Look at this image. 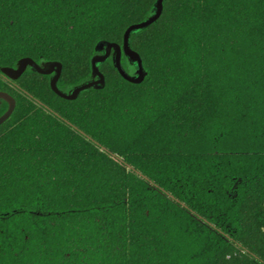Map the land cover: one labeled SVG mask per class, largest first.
Returning <instances> with one entry per match:
<instances>
[{"label":"trees","instance_id":"trees-1","mask_svg":"<svg viewBox=\"0 0 264 264\" xmlns=\"http://www.w3.org/2000/svg\"><path fill=\"white\" fill-rule=\"evenodd\" d=\"M155 1L0 0V69L68 91ZM131 37L139 84L0 74V264H264V0H164Z\"/></svg>","mask_w":264,"mask_h":264},{"label":"water","instance_id":"water-1","mask_svg":"<svg viewBox=\"0 0 264 264\" xmlns=\"http://www.w3.org/2000/svg\"><path fill=\"white\" fill-rule=\"evenodd\" d=\"M163 1L164 0H156L152 8V10L157 9V14L159 13V17L162 12ZM147 18L150 19L151 15L149 14ZM158 18L155 20V22L158 20ZM144 24H147L146 19H144L143 21L139 23H135V24L128 26L123 34L127 33L129 28L139 29L137 31H132L129 34L131 37L133 34L145 29L146 27L150 26L153 23L147 24L146 27L143 26ZM117 49H120V58H119L118 65L113 60V57L115 56ZM105 50L108 51L109 55L107 59H105L104 61L110 59L112 62V65L114 66V68L116 69V71L118 72V74L120 75L122 79H124L127 82L133 83V84H139L143 80L145 72L142 67V62H141L139 55L136 52H134L130 48V46L128 47V50L125 51L121 48V45H118L116 43H106V42H100L95 47V53L90 60L91 75L89 79L72 87L68 91H62L58 89L56 86L57 81L59 80V77H60V72H61V64L57 62H47V63H42L39 65L29 58H22L19 61H17L14 67L1 68L0 74L10 80H17L27 69L37 72L41 75H48L50 76V79H49L50 89L58 97L71 101V100H74L81 92L85 90H88L91 88L98 89L103 86L104 77L99 71V65L103 63L104 61L101 62L99 59H97V57L99 55H103ZM129 53H131V56L134 57V59L129 57ZM122 56L125 57L127 63L134 68V72L132 74H128L127 72L124 71L121 65ZM1 101L6 102L7 108L4 111V113L0 115V125H2L10 117L15 107L14 99L10 95L2 91H0V103Z\"/></svg>","mask_w":264,"mask_h":264},{"label":"snow or ice","instance_id":"snow-or-ice-1","mask_svg":"<svg viewBox=\"0 0 264 264\" xmlns=\"http://www.w3.org/2000/svg\"><path fill=\"white\" fill-rule=\"evenodd\" d=\"M150 15H151V18H150V19H148V18L146 17L147 24L154 23L155 20L159 17V13L157 14V9H153V10L151 11ZM133 23H135V22H133ZM147 24H144L143 26L146 27ZM137 30H139V29H132V28H129L127 33L121 35V39H120L118 42L120 43L121 48H122L123 50H125V51L128 50V47H129V43H128V41H129V39H130V35H129V34H130L132 31H137ZM131 38L134 39V37H131ZM114 43H115V42H114ZM102 47H104V46H102ZM108 55H109L108 51L105 50L104 53H103V55H99V56L97 57V59H99L101 62H103L105 59H107ZM129 57L134 59V57L131 56V53H129ZM119 58H120V49H117V50H116V53H115V56L113 57V60H114L115 63H117V65L119 64Z\"/></svg>","mask_w":264,"mask_h":264},{"label":"flooded vegetation","instance_id":"flooded-vegetation-1","mask_svg":"<svg viewBox=\"0 0 264 264\" xmlns=\"http://www.w3.org/2000/svg\"><path fill=\"white\" fill-rule=\"evenodd\" d=\"M134 72V70H132V72L130 74H132Z\"/></svg>","mask_w":264,"mask_h":264}]
</instances>
